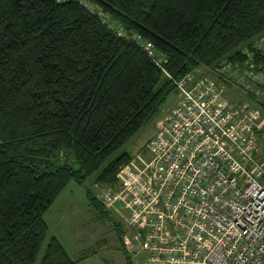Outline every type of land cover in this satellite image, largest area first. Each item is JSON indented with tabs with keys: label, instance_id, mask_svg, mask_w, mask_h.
<instances>
[{
	"label": "trees",
	"instance_id": "16d2710c",
	"mask_svg": "<svg viewBox=\"0 0 264 264\" xmlns=\"http://www.w3.org/2000/svg\"><path fill=\"white\" fill-rule=\"evenodd\" d=\"M262 34L264 0H0V264L91 253L73 258L52 235L38 256L44 215L70 181L121 240L123 221L92 185L117 182L132 156L121 147L178 93L175 80ZM256 136L264 152V124Z\"/></svg>",
	"mask_w": 264,
	"mask_h": 264
},
{
	"label": "built area",
	"instance_id": "2783aa9c",
	"mask_svg": "<svg viewBox=\"0 0 264 264\" xmlns=\"http://www.w3.org/2000/svg\"><path fill=\"white\" fill-rule=\"evenodd\" d=\"M239 50L175 80L178 100L156 119L142 165L100 191L131 264H264V111L252 103L264 105V34Z\"/></svg>",
	"mask_w": 264,
	"mask_h": 264
},
{
	"label": "rangeland",
	"instance_id": "374dc122",
	"mask_svg": "<svg viewBox=\"0 0 264 264\" xmlns=\"http://www.w3.org/2000/svg\"><path fill=\"white\" fill-rule=\"evenodd\" d=\"M178 97L176 91L171 92L162 103L158 113L121 147L132 154L130 160L118 171L117 182L114 185L94 183L92 187L95 195L98 196L102 188H107V186H120L132 172L142 165L148 154L146 141L154 132L156 119L167 113L177 102ZM261 154L264 155L263 150ZM109 213L114 215L111 211ZM44 217L48 230L39 257L50 237L55 235L73 258H78L83 253L91 251L79 260V264H127L123 244H121V240L125 241L126 237L122 234L120 240L113 224L90 206L82 184L70 181L51 203ZM124 233L127 236L126 230Z\"/></svg>",
	"mask_w": 264,
	"mask_h": 264
}]
</instances>
